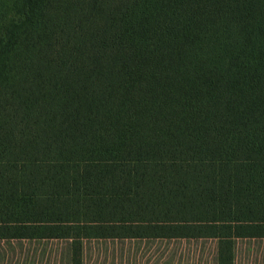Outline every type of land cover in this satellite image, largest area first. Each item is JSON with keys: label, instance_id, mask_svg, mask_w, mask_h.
<instances>
[{"label": "trees", "instance_id": "1", "mask_svg": "<svg viewBox=\"0 0 264 264\" xmlns=\"http://www.w3.org/2000/svg\"><path fill=\"white\" fill-rule=\"evenodd\" d=\"M214 162L202 223H90L89 197L134 193L136 163ZM264 162V0H0V163L22 197H69L71 217L0 223V242L213 240L236 264L264 222L235 220V164Z\"/></svg>", "mask_w": 264, "mask_h": 264}, {"label": "rangeland", "instance_id": "2", "mask_svg": "<svg viewBox=\"0 0 264 264\" xmlns=\"http://www.w3.org/2000/svg\"><path fill=\"white\" fill-rule=\"evenodd\" d=\"M134 193L89 197L90 223H202L217 215L214 162H146L133 165ZM19 166L0 163V223H55L71 217L69 197H22ZM235 220L264 222V162L235 164ZM64 241L0 242V264H66ZM213 240H92L85 264H214ZM236 264H264V240H239Z\"/></svg>", "mask_w": 264, "mask_h": 264}]
</instances>
